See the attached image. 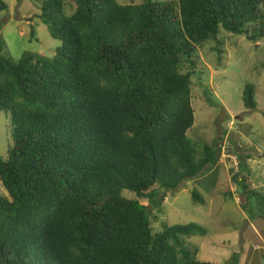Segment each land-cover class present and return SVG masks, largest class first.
<instances>
[{
  "label": "trees",
  "instance_id": "trees-1",
  "mask_svg": "<svg viewBox=\"0 0 264 264\" xmlns=\"http://www.w3.org/2000/svg\"><path fill=\"white\" fill-rule=\"evenodd\" d=\"M41 4L38 17L61 43L53 58L14 60L0 39V111L12 139L0 157V264H215L199 261L186 242L207 236L204 227L153 233L151 210L216 163L218 145L187 136L198 49L210 41L220 54L221 29L264 39V0ZM7 9L0 0V12ZM242 100L257 110L253 84ZM238 166L233 179L249 200L248 168Z\"/></svg>",
  "mask_w": 264,
  "mask_h": 264
},
{
  "label": "rangeland",
  "instance_id": "rangeland-1",
  "mask_svg": "<svg viewBox=\"0 0 264 264\" xmlns=\"http://www.w3.org/2000/svg\"><path fill=\"white\" fill-rule=\"evenodd\" d=\"M2 1L8 5L0 12L4 54L14 60L25 53L53 58L61 43L50 36L38 17L43 0ZM116 1L127 5L149 0ZM74 11L67 2L65 15ZM219 40L223 43L220 54L210 41L198 49L199 65L192 80L195 122L187 133L198 145H218L217 161L187 180L178 192L169 193L160 208L152 209L151 227L153 233H159L164 225L195 223L207 230L205 237L186 239L198 249L199 261L233 264L232 256L237 255L238 264H264V218L258 217L264 200V39L253 43L221 29ZM247 83L255 87L258 107L252 112L245 109L242 100ZM11 146L10 119L0 111L1 158H7ZM240 160L248 168L247 185L256 193L249 200L240 195L239 184L233 179L240 173ZM192 191L202 195L205 203H195ZM0 195H7L1 182ZM122 196L139 200L129 191H123ZM139 201L148 205L147 199Z\"/></svg>",
  "mask_w": 264,
  "mask_h": 264
}]
</instances>
